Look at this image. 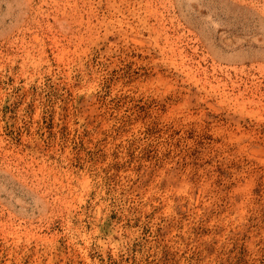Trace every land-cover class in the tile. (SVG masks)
<instances>
[{
  "label": "rangeland",
  "instance_id": "rangeland-1",
  "mask_svg": "<svg viewBox=\"0 0 264 264\" xmlns=\"http://www.w3.org/2000/svg\"><path fill=\"white\" fill-rule=\"evenodd\" d=\"M0 264H264V0H0Z\"/></svg>",
  "mask_w": 264,
  "mask_h": 264
}]
</instances>
